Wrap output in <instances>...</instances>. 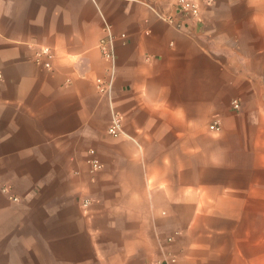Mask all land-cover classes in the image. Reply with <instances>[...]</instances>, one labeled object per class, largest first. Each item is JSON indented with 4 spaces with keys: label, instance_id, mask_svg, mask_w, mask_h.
<instances>
[{
    "label": "crops",
    "instance_id": "0c3cea01",
    "mask_svg": "<svg viewBox=\"0 0 264 264\" xmlns=\"http://www.w3.org/2000/svg\"><path fill=\"white\" fill-rule=\"evenodd\" d=\"M191 1L0 0V264H264V0Z\"/></svg>",
    "mask_w": 264,
    "mask_h": 264
},
{
    "label": "built area",
    "instance_id": "2783aa9c",
    "mask_svg": "<svg viewBox=\"0 0 264 264\" xmlns=\"http://www.w3.org/2000/svg\"><path fill=\"white\" fill-rule=\"evenodd\" d=\"M212 0H206V4H210ZM176 7L179 12L187 17L197 19L200 14L199 5L191 0H176ZM165 22L169 24H175L172 17L161 16ZM177 28L181 26V24H175ZM104 37L100 40L98 44L99 51L104 60L110 63L111 69L109 72V76L107 79L97 78L95 79V88L97 92L110 99L112 93V83H113V62H114V37L110 33V28L107 24L104 26ZM124 39V35L120 36ZM53 57L52 50L48 47H39L35 52V59L37 62H41L40 64L45 68H50V60ZM41 58H44L43 61ZM233 109H238L239 104L237 101L232 102ZM220 129L219 122L217 120L213 121L212 124L209 125V130L213 132H218ZM107 134L112 137H119L123 135L121 116L119 113L113 111L111 114V118L107 127ZM93 170H98L101 168V165L96 159H88L87 161ZM4 191V189H2ZM14 200H16L14 198ZM87 202L84 203L86 205ZM171 240L170 238L168 241ZM151 264H178L177 259L172 254H166L163 258L154 260Z\"/></svg>",
    "mask_w": 264,
    "mask_h": 264
}]
</instances>
